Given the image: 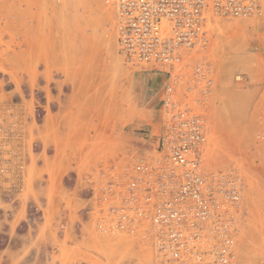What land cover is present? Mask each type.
<instances>
[{"label": "rangeland", "instance_id": "obj_1", "mask_svg": "<svg viewBox=\"0 0 264 264\" xmlns=\"http://www.w3.org/2000/svg\"><path fill=\"white\" fill-rule=\"evenodd\" d=\"M115 19L104 0H0V215L68 214L69 229L51 264H156L149 244L96 233L91 190L99 171L114 160L131 167L152 158L164 116L166 78L125 61ZM230 34L218 35L210 54L218 77L204 107L205 166L239 175L244 214L235 236L236 262L264 264V146L255 139L264 37ZM236 73L246 74L244 86L233 82ZM141 74L153 75L154 90H144L150 80ZM38 151L46 162L54 155L49 176L78 184L75 197L48 198L43 205L31 198ZM64 156L71 171L59 162ZM21 222H2L14 226L10 237L19 247L31 241L30 234H16ZM77 228L89 241L70 249L66 244ZM6 237L0 232V247Z\"/></svg>", "mask_w": 264, "mask_h": 264}, {"label": "built area", "instance_id": "obj_2", "mask_svg": "<svg viewBox=\"0 0 264 264\" xmlns=\"http://www.w3.org/2000/svg\"><path fill=\"white\" fill-rule=\"evenodd\" d=\"M104 1L116 14L122 57L164 74L166 85L155 155L131 167L114 160L99 171L91 190L96 233L149 244L156 264H237L241 179L229 168H207L204 159V107L218 77L209 58L219 35L212 18L256 20L257 31L247 28L263 34L264 0ZM247 79L236 73L232 80L245 85ZM258 96L255 139L264 146V91Z\"/></svg>", "mask_w": 264, "mask_h": 264}, {"label": "crops", "instance_id": "obj_3", "mask_svg": "<svg viewBox=\"0 0 264 264\" xmlns=\"http://www.w3.org/2000/svg\"><path fill=\"white\" fill-rule=\"evenodd\" d=\"M160 76V78L164 77V75ZM145 77L150 81L145 84L144 90H154L155 83L151 81L154 79L153 75L141 74V78ZM143 125H147L146 122H144ZM148 132H150V130ZM66 155L68 158L70 152ZM53 156V153L49 154L46 162L41 157L40 151L34 155L35 169L29 185L31 198L34 201L38 200L39 205L45 204L48 198H51L53 201H57L60 197L70 200L77 195L76 186L78 184L70 185L64 179L60 180L58 177L49 176L48 172L53 166V164H51ZM59 162L63 163L65 169L68 168L69 159L66 160V156L59 158ZM68 169L71 171V165ZM29 185L27 182L21 184V186L26 189L27 187L29 188ZM19 203L20 201H18V204ZM18 219H24V222H21V228L23 229L20 230V228H17L16 234L23 233L25 235H31V241L23 244L22 247L18 246L17 239L10 237L11 233L14 231V226H5L2 224L4 221L8 224H13V222ZM70 219L68 214L61 216L54 212H43L41 210L34 215H27L24 217L20 216L18 211L7 213L6 216L4 214L0 215V232L1 234L7 235L4 243L0 247V264H51L52 251L63 244L62 238L69 229ZM61 220H64L61 226L57 225L58 221ZM56 235L60 236L55 237ZM70 235L72 236L66 244L70 249L75 246H83L89 241L87 233L83 232L81 228L73 230V233ZM24 252L28 254L25 258H23ZM74 264H78L77 261ZM79 264L84 263L79 262Z\"/></svg>", "mask_w": 264, "mask_h": 264}, {"label": "bare ground", "instance_id": "obj_4", "mask_svg": "<svg viewBox=\"0 0 264 264\" xmlns=\"http://www.w3.org/2000/svg\"><path fill=\"white\" fill-rule=\"evenodd\" d=\"M113 9V8H112ZM113 11H114V9H113ZM114 14H115V11H114ZM115 16H116V14H115ZM216 17L214 18H212V27H213V29L214 30H217L218 29V33H220L221 34V36H223V34L225 35V36H227L228 34H230L231 36L232 35H237L238 34V32L240 31V32H243V34L245 35V36H247V35H249V33H253V32H255V30H256V26H254V25H256L257 24V21L256 20H250V19H247V20H239V21H235V20H231V21H234V23L233 22H231V21H222V20H217L218 21V23H215L214 21H216ZM214 20V21H213ZM255 23H254V22ZM115 22H116V24H117V27H118V23H117V18L115 19ZM251 24V26H253V28L255 29H251V28H247L248 27V25H250ZM214 26H217V28H215ZM232 30H233V32H232ZM257 31V30H256ZM227 33V34H226ZM235 33V34H234ZM219 34V35H220ZM264 34V33H263ZM229 35V36H230ZM228 36V37H229ZM244 37V36H243ZM263 37H264V35H263ZM222 38V37H221ZM241 38V37H240ZM225 39V38H224ZM228 39V38H227ZM229 39H230V37H229ZM226 40V39H225ZM230 40H232V41H234V39H233V37H232V39H230ZM237 40H238V38L237 39H235V42L236 43H238L237 42ZM228 41V40H227ZM243 41H245V40H243ZM234 42V43H235ZM214 43H215V41L213 42V44H212V46H211V48H212V51H213V46H214ZM234 43H229V44H231V45H233ZM242 43H245V42H242ZM241 44V43H240ZM239 44V45H240ZM234 47V46H233ZM232 47V48H233ZM238 47V46H237ZM232 51V50H231ZM238 51V50H237ZM232 53V52H231ZM234 53V52H233ZM220 54H221V52H220ZM218 55V54H217ZM232 55V54H231ZM122 56V55H121ZM221 56V55H220ZM216 57V56H215ZM209 58H210V60H211V62L212 63H214L213 62V58H211V55L209 56ZM222 58V57H221ZM231 58V57H230ZM215 59V58H214ZM217 59H218V56H217ZM232 65H233V63H231ZM235 65V64H234ZM215 67H216V70H217V66H216V64H215ZM249 68V67H248ZM260 70H262V71H264V66L263 67H261L260 68ZM217 73V72H216ZM160 74H162V73H160ZM162 75H164V74H162ZM164 77L166 78V76L164 75ZM166 80V79H165ZM241 86H244V84H240ZM258 86H256L257 87V89H258V91L260 92V93H262L264 90L263 89H259V85L260 84H257ZM233 93V92H232ZM242 97V96H241ZM259 97V96H258ZM257 97V98H258ZM227 100V99H226ZM231 100V99H230ZM232 101H234V100H232ZM238 102V101H237ZM221 103V102H220ZM228 104V103H227ZM232 106V105H231ZM242 106V105H241ZM231 108V107H230ZM237 115H238V113H236ZM228 118V117H227ZM232 129V128H231ZM234 129V128H233ZM221 164V163H220ZM213 165V164H212ZM218 165V164H217ZM210 167V166H209ZM257 179V178H256ZM247 181V180H246ZM252 181V180H251ZM256 181V180H255ZM254 185V184H253ZM241 201H242V199H241ZM247 203V202H246ZM245 203V204H246ZM250 203V202H249ZM245 206V205H244ZM254 208V207H253ZM244 228V227H243ZM238 230H239V227H238V229H237V233H238ZM239 238H241V237H239ZM246 240H247V238H246ZM239 241V240H238ZM244 241V240H243ZM246 242V241H245ZM251 242V241H250ZM252 242H254L253 240H252ZM136 244V243H135ZM141 244V243H140ZM251 244V243H250ZM254 244V243H253ZM245 245V244H244ZM252 246V245H251ZM251 248V247H250ZM244 249V248H243ZM263 249V248H262ZM138 250V249H137ZM245 252V251H244ZM140 256V255H139ZM242 256V255H241Z\"/></svg>", "mask_w": 264, "mask_h": 264}]
</instances>
